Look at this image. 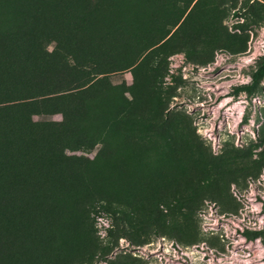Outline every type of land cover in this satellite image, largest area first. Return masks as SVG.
Segmentation results:
<instances>
[{"label":"rangeland","instance_id":"374dc122","mask_svg":"<svg viewBox=\"0 0 264 264\" xmlns=\"http://www.w3.org/2000/svg\"><path fill=\"white\" fill-rule=\"evenodd\" d=\"M19 1L21 11L35 5L32 23L20 28L24 43L13 34L6 44L34 57L40 27L44 45L35 72L13 88L53 99L79 87L75 107L62 101L32 121L60 123L58 109L81 116L83 100L102 98L100 121L118 137L113 149H66L73 133L39 127V152L21 136L25 154L48 160L26 185L27 173L8 164L21 160L16 145L0 147L4 196L16 204L0 200L1 211L36 212L11 228L31 242L25 264H264V78L244 88L264 57V0ZM84 14L92 27L78 23ZM49 189L82 196L54 203Z\"/></svg>","mask_w":264,"mask_h":264},{"label":"trees","instance_id":"16d2710c","mask_svg":"<svg viewBox=\"0 0 264 264\" xmlns=\"http://www.w3.org/2000/svg\"><path fill=\"white\" fill-rule=\"evenodd\" d=\"M15 1L20 3L19 0ZM17 3L15 6L14 0H0V113L4 114L3 122L0 121V147H15V154L18 158H21V160L10 156L9 158L11 162L8 164L9 166L11 164V166L17 170L19 168L18 171L27 173L28 176L24 178L27 179V181L24 183V185H26L29 183L28 181H40L42 179L40 177H42V174H44L46 171L48 160H43L42 158L38 157L37 153H33L30 156L25 154V149H22L21 146L16 145L17 140L21 136L26 138L32 147L35 148L40 142L42 143L43 141L41 140V131L39 127H46V129L50 131H54L56 129L65 130L69 133H73L71 134V144L73 145H68V147H65L66 149L73 147L88 148L89 146H94L96 144H102L107 149H113L118 145V141L116 139L118 137L110 134L109 124H104L100 121V114L97 112V109L100 106H106L107 104V101L102 98L97 100H94L93 98L83 100L82 108L84 112L81 116H73L64 109H58L62 117V121L60 123H50L43 121L35 123L32 121L33 115L53 114L51 109L57 108L62 101L69 105V107H75L76 104L74 100L70 99L74 96L71 91L79 87L64 89L63 92L70 93L63 94V97L61 98L53 99L50 97L52 93L49 92L42 91L41 94L36 95L35 92L29 93L30 96L27 97L29 94H25L28 93L26 90L22 89L21 91H16L13 88L16 85V81H18L21 86L25 85V82L28 81L32 75V73H29V70L33 71V73L35 72V68L39 63V58L43 54L42 48L44 45L41 43V38L39 37L41 31L40 27H36L34 31V46L36 48L38 47V50L36 49L37 51L35 50L34 53L38 52L39 55L37 53L34 57L26 55L24 61L22 60L24 54L21 51L13 49L12 47L9 48L6 44V41L8 42L13 34H15V38H18L16 42L24 43L25 29L30 27L33 16L31 13L35 12V5H33V2L29 1L28 4H26L25 1H23V5H21V8H23L22 11L18 10ZM60 16L61 15H59V17ZM82 16V18L78 17L77 19L80 25L88 27H92L94 25L93 17L91 18V15L89 16L88 14H84ZM59 17H48L46 14H42L41 20L50 22L52 19V23L60 26L62 25V22H66L63 20L66 18V16L64 15V17H60L61 20ZM25 23H27L28 26L24 30H21ZM14 27L16 28V33L13 30ZM263 78L264 57L261 59L259 65L253 72L250 85L245 86L244 88L249 92H252V90L260 83ZM87 84H89V82ZM10 88H13V90L11 91ZM113 88H116V86ZM17 92H22L24 94L21 96H16ZM38 97H44L45 99L43 101H38ZM106 99L110 101L109 96H107ZM113 119L114 118H110L108 120L110 121ZM105 122L108 121L106 120ZM102 124H104L102 127L98 126ZM3 125L10 126V128H6ZM77 138H80V140L77 141ZM12 145L16 146L13 147ZM35 149L39 151L38 148ZM99 159L100 156L97 154L94 160L90 162L93 168L88 174H95L98 172L99 168L94 165L98 163ZM16 166H18V168ZM82 176H84L85 179L88 178V176ZM56 182L57 181L54 179H49V186H55ZM8 187L9 184L8 182L6 183V180H0V196L4 197H0V200L5 201L6 203L8 202L10 207H13L16 206L15 203H11L15 202L14 199H10L11 202H9L6 200L7 197L4 196L5 192L8 190ZM28 191L29 192L25 193L24 196H27L31 192L29 188ZM74 191L75 189L72 191L64 190L57 197H52L56 196V193L49 189V191H47L48 196L46 197L50 198L51 200L49 199V201L54 203H56V199L58 202H60L63 196L66 197V200H79L82 196V191L79 190L77 193H74ZM35 203L36 206H41L45 203V201L42 198H37ZM26 211L27 214L25 216H21V212H19L17 209H14L12 210L14 217H11V214L8 216L6 215L7 213L2 212L0 207V264H25L27 256L29 257L31 242L28 239L27 233H19L16 235L11 230V228L21 222H23V224L30 225L35 221V208L28 207ZM17 218L20 220L16 221ZM257 234L258 233H254L248 237L250 239L256 238L258 237ZM19 248L21 249L20 254L17 252Z\"/></svg>","mask_w":264,"mask_h":264}]
</instances>
